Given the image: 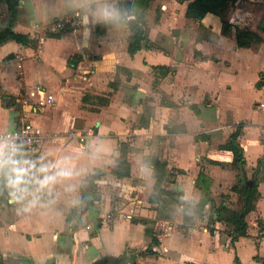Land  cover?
Returning <instances> with one entry per match:
<instances>
[{
  "label": "crops",
  "instance_id": "crops-1",
  "mask_svg": "<svg viewBox=\"0 0 264 264\" xmlns=\"http://www.w3.org/2000/svg\"><path fill=\"white\" fill-rule=\"evenodd\" d=\"M116 2L19 0L11 13L7 1L0 0V24L12 19L14 31L36 40V44H25L9 38L0 44V129L12 128L21 120L32 122L43 135L33 158L55 161L69 157L78 173L45 194V206L27 212L0 186V252L42 258L52 264H92L102 251L124 255L133 264H264V40L258 46L244 47L236 39L237 27L247 25L264 38V10L260 15L252 13L264 0L230 3L228 9L235 7L236 16L229 20L225 19L227 11L224 16L209 12L202 19H193L186 16L187 1L165 0L166 10L176 3L179 16L198 22L196 37L187 38L193 27H182L173 47L169 36L158 41L159 35L170 31L164 23L171 12L159 11V24L148 36L150 43L133 56L127 50L131 31L126 24L96 31V24L104 21L97 9L105 4L116 8ZM67 17L77 19L72 30L61 37L47 35L60 31L51 25ZM220 17L232 23L229 34H222ZM203 27L207 33L201 35ZM212 30L217 39L211 38ZM156 66L169 70L162 73ZM120 89L122 97L117 94ZM246 91H255V98L247 100ZM101 97L108 98L107 103ZM242 111L249 114L237 118L235 113ZM136 112L140 113L137 135L141 145L137 150L136 145L130 146L131 175L118 178L112 169L121 142H128L124 137ZM172 113H179L174 126L166 124ZM143 115L149 118L148 126L141 125ZM79 120L84 127L79 128ZM239 126L246 160L242 175L232 164L227 169L223 153L230 160L232 157L220 149ZM82 130L88 133L84 135ZM114 132L117 135L110 136ZM89 135H101L105 139L100 144L109 142L110 147L100 146L95 152L99 140L90 144ZM213 149L216 152L210 151ZM145 154L167 161L171 176L165 187L181 193V204L177 202L180 218L170 222L157 244L152 241L143 251H136L145 242V226L158 220L157 206L162 204L150 202L155 178L152 168L143 164ZM95 168L106 172L98 180L102 198L73 232L70 211L80 202L82 181ZM201 170L210 178L216 204L224 202L231 208L235 207L229 200L238 194L233 186L245 183L246 178L257 179L253 186L259 196L255 209L246 216V235L232 240V225L211 217L210 204L205 209L209 216L204 213L192 225L185 223L183 203H197L203 197L196 183ZM69 184L75 186L74 191L65 190ZM223 193L226 195L219 201ZM110 211L115 215L109 216ZM99 217L107 222L100 225ZM148 248L151 251L146 253Z\"/></svg>",
  "mask_w": 264,
  "mask_h": 264
},
{
  "label": "trees",
  "instance_id": "trees-1",
  "mask_svg": "<svg viewBox=\"0 0 264 264\" xmlns=\"http://www.w3.org/2000/svg\"><path fill=\"white\" fill-rule=\"evenodd\" d=\"M8 8L11 13H14L19 6V0H6ZM187 1L186 16L193 19H202L209 12L224 16L230 3L235 4L239 0H179ZM153 0H117L116 9L121 13V18L115 22L100 21L96 24L97 33L106 31L109 27L126 24L130 31V39L127 50L130 55H134L143 46L150 43L146 28L147 12ZM13 20H8L4 24H0V44L9 38H14L25 44H36V40L29 37L27 34L19 33L13 30ZM232 23L229 21L223 22L222 34H229ZM73 26L68 23L63 29L57 32H48V36L61 37L63 32L72 30ZM212 34V33H211ZM212 39H217L218 35H211ZM236 39L239 46L251 47L258 46L263 42L264 38L258 32L246 27H237ZM155 69L166 73L169 69L164 66H156ZM167 69V70H166ZM166 70V71H164ZM261 85L260 83L258 84ZM107 103L108 98L101 97V102ZM141 125L148 126L149 118L144 115L141 118ZM242 132L241 126L233 131L227 141L220 145V149L226 150L232 157L231 164L242 175L245 172V156L244 149L239 142V136ZM203 136V135H201ZM129 142H121L120 155L115 160V167L112 173L118 178L129 177L131 175V163L129 161ZM263 160H260V163ZM143 164L152 168V175L155 178V183L150 195V202L160 204L164 201L171 200V202H178L181 204V193L165 187V181L169 180L171 174L167 172V161L161 159L158 155L145 154L143 156ZM106 172L100 168H95L93 172L88 174L80 185L81 199L79 204L70 211L69 219L73 220V232L80 227L82 216L87 213L89 208L95 204L96 201L102 198V191L99 187L98 180L105 175ZM197 186L203 191V197L197 203H192L186 200L183 204V211L185 213V223L192 225L195 222V217H201L205 213L207 204H210L211 217L215 216V220L232 225L231 232L232 240H236L239 236L247 234L248 223L246 221L247 214L255 209L256 200L259 196L257 186H247L244 182L233 186L241 198L240 208H231L221 202L216 204L210 191V178L201 170L197 178ZM0 186L5 187L4 181L0 178ZM143 223H148L149 220L142 219ZM170 225V221L165 219H158L152 221V225L146 228V231L151 234L153 243L159 242L162 236ZM148 248L146 253L150 252ZM13 256V254H8ZM16 257V256H15ZM21 263L25 264L20 258Z\"/></svg>",
  "mask_w": 264,
  "mask_h": 264
},
{
  "label": "clouds",
  "instance_id": "clouds-1",
  "mask_svg": "<svg viewBox=\"0 0 264 264\" xmlns=\"http://www.w3.org/2000/svg\"><path fill=\"white\" fill-rule=\"evenodd\" d=\"M97 14L107 22L121 18L119 10L107 4L98 8ZM77 174L69 157L55 161L43 158L34 160L10 138H0V178L11 201L20 204L23 211L45 206L42 204L43 196L51 194L56 184L69 181ZM65 190L74 191L75 186L69 184Z\"/></svg>",
  "mask_w": 264,
  "mask_h": 264
},
{
  "label": "rangeland",
  "instance_id": "rangeland-1",
  "mask_svg": "<svg viewBox=\"0 0 264 264\" xmlns=\"http://www.w3.org/2000/svg\"><path fill=\"white\" fill-rule=\"evenodd\" d=\"M165 2V0H155L154 2H153V4H152V6H151V8H150V10H149V12H148V17L146 18V28H147V33H148V36H150V34L153 32L152 31V29L153 28H155L156 27V24H159V22H157V19L159 18V11H160V13H163V12H166L168 9H170V11L171 12H176L177 10H179L180 9V7L176 4V3H172L173 5V7L172 8H168L167 10H166V8L165 7H163V3ZM245 6V5H244ZM247 7V6H246ZM177 9V10H176ZM235 7H232L231 5H230V7H229V9L227 10V13H226V15H225V19L226 20H229V19H233L234 18V13H235ZM254 11H252V13H254V12H256L257 14H261L262 13V10H264V3H263V5H262V7H260V8H257V9H253ZM171 12L169 13V15L168 16H166V18H167V20L165 21V25L167 26L168 25V27H169V32H167V34H162V35H159L158 36V38H159V40L158 41H161V38L162 37H167V36H169V37H167V40L168 41H170L171 43H170V45H171V47H173V39H175L174 37H176V36H178L179 35V29L181 30V28L182 27H184V28H190V27H193L192 28V32L191 31H189L188 32V36H187V38H194V36L196 37V35H197V33L198 32H196V29H197V26H198V30H199V24H198V22H196V20H187V19H183L181 16H179L178 15V13L176 12V13H174V14H171ZM255 13V14H256ZM236 16V15H235ZM74 21H77V19H75V17H74V19H73V21L70 23V24H72ZM220 21L223 23L224 22V17L222 18V17H220ZM196 24H197V26H196ZM244 27V26H243ZM246 28H248L249 26L247 25V26H245ZM152 31V32H151ZM204 33H207V30L203 27V28H200V34L201 35H203ZM213 30H212V34L211 35H213ZM154 34V33H153ZM199 34V35H200ZM215 34V33H214ZM200 37V36H199ZM149 38H151V37H149ZM177 38V37H176ZM172 50H173V48H172ZM196 54H197V56H199V54L197 53V51H196ZM114 75V74H113ZM173 75V74H172ZM172 78V77H171ZM197 81H198V76H197ZM118 95H119V97H122L123 95H124V92L120 89V91L117 93ZM255 95H256V92L255 91H246V93H245V95H244V97L247 99V100H250L251 98H255ZM94 103H97V101H95ZM85 108H89V109H92V107L91 106H85ZM144 109V108H143ZM136 114V119L135 120H131V123H132V127H131V130H130V132L127 134V135H125V137H124V140L126 139V140H128V142L130 143V145L131 144H133V145H136V150H137V146H139V145H141V143L139 142V140H138V135H137V130L139 129V127H138V122H139V116H140V113H135ZM245 114H249L248 112H245V111H242V112H237V113H235V116L238 118V117H241L242 115H245ZM177 115L179 116V113H176V114H173L172 113V115H171V117H169V119L167 120V125H170V126H174V125H176L177 123H176V117H177ZM81 121L82 120H79L78 121V126H79V128H82V127H84V122L81 124ZM95 121H97V118H94V120H93V124H92V127H93V133L95 134L96 133V131H95ZM176 123V124H175ZM135 128V129H134ZM83 131V130H82ZM88 133V132H87ZM85 131H83V133L82 134H84V135H86L87 134ZM112 135H114V136H116L117 134H115V132L114 133H112L110 136H112ZM97 136V137H96ZM95 138H98V140H99V144L100 143H103V141H104V137H102L101 138V135H89L88 136V143H92L93 144V141L95 140ZM100 146H102L103 148L104 147H110V145H109V142H107V145L106 144H100L99 145V147H95V152H97V150H98V148H100ZM216 147V150H218V148H217V146H215ZM140 147H138V149H139ZM129 150H131V148L129 149ZM216 150L215 149H213V150H210V151H212V152H216ZM99 151V150H98ZM130 152V151H129ZM189 152V151H188ZM184 153V155H185V152H183ZM224 155H226L227 157H224V164H225V166H227L228 168V170H230L229 168L232 166L231 165V160H230V157L227 155V154H225V153H223ZM203 162H205L206 163V161H203ZM132 193V192H131ZM130 193V194H131ZM224 195H226L225 193H223L222 195H219L218 196V200L219 201H221L222 200V198H224ZM235 197V200H229V204H231V205H233V207H235L236 209L237 208H240V206H241V198H240V195L239 194H236V196H234ZM113 203H115V200H113ZM114 206H116V203L115 204H113ZM110 213H111V215H109V216H114L115 215V212H111L110 211ZM210 215V213H209V211H207L206 213H205V216H209ZM178 218H180V206H178V203L177 202H171V200H167V202L165 203H162V204H160L159 206H157V219H165V220H168V221H170L171 223H174ZM210 218V217H209ZM110 219V218H109ZM96 220H98V222L100 223V225L103 223H105V222H107V221H105V219L104 218H102V217H99V218H97ZM97 222V221H96ZM96 223H94V225H95ZM109 224V223H108ZM83 225V221L81 222V226ZM145 230H144V232H143V236H145V242L144 243H142V244H138L137 245V248H135L134 250H136V251H139V250H142L143 251V249H144V247H147V246H145V245H149V244H151L152 243V236H151V234H149L147 231H146V226H145V228H144Z\"/></svg>",
  "mask_w": 264,
  "mask_h": 264
},
{
  "label": "built area",
  "instance_id": "built-area-1",
  "mask_svg": "<svg viewBox=\"0 0 264 264\" xmlns=\"http://www.w3.org/2000/svg\"><path fill=\"white\" fill-rule=\"evenodd\" d=\"M73 21V17L60 18L54 21L51 28L63 29L68 23ZM43 40L44 37L42 36ZM38 89H42L38 86ZM49 100H52L51 95ZM264 106V103H261ZM0 138H10L17 145L22 146L23 152L31 159L36 154L42 144L43 135L39 127L35 126L28 120H21V123L16 124L12 128L0 129Z\"/></svg>",
  "mask_w": 264,
  "mask_h": 264
},
{
  "label": "flooded vegetation",
  "instance_id": "flooded-vegetation-1",
  "mask_svg": "<svg viewBox=\"0 0 264 264\" xmlns=\"http://www.w3.org/2000/svg\"><path fill=\"white\" fill-rule=\"evenodd\" d=\"M7 252H0V264H22V258L25 264H52L46 260H41L42 258L35 257H26L19 254H13V256L8 255ZM16 256V257H15ZM92 264H133L130 262L126 256H114L108 255L106 252L102 251L101 254L96 258V260Z\"/></svg>",
  "mask_w": 264,
  "mask_h": 264
},
{
  "label": "water",
  "instance_id": "water-1",
  "mask_svg": "<svg viewBox=\"0 0 264 264\" xmlns=\"http://www.w3.org/2000/svg\"><path fill=\"white\" fill-rule=\"evenodd\" d=\"M245 183H246L247 186H253V185H256L257 184V179L255 177L246 178L245 179Z\"/></svg>",
  "mask_w": 264,
  "mask_h": 264
}]
</instances>
